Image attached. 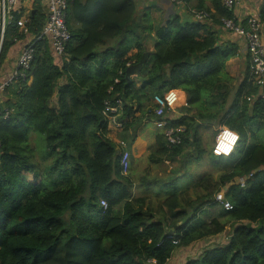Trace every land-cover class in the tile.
<instances>
[{
  "label": "trees",
  "instance_id": "16d2710c",
  "mask_svg": "<svg viewBox=\"0 0 264 264\" xmlns=\"http://www.w3.org/2000/svg\"><path fill=\"white\" fill-rule=\"evenodd\" d=\"M66 1L70 40L60 64L46 39L34 41L29 69L0 99V264H166L176 249L226 229L225 245L186 264H264V98L249 67L230 97L225 66L239 48L219 44L214 27L233 20L232 9L210 0L211 13L200 0L194 12H206L204 20L172 15L153 30L146 0ZM258 18L264 23V1ZM45 20L37 1L28 33L38 35ZM233 22L247 30V22ZM22 35L9 27L0 65ZM147 35L152 53L141 47ZM171 90L186 95L181 117L165 127L182 128L181 143L170 146L158 135L149 156L167 173L137 172L132 163L123 173V148L108 137L104 103L121 102L116 119L136 136L141 119L134 113L151 115L149 97ZM207 123L238 135L231 154L203 146L199 129ZM31 131L41 139L29 138ZM205 155L216 177L182 182L180 174L190 178ZM135 186L145 197L132 196ZM218 193L230 210L215 201Z\"/></svg>",
  "mask_w": 264,
  "mask_h": 264
},
{
  "label": "crops",
  "instance_id": "0c3cea01",
  "mask_svg": "<svg viewBox=\"0 0 264 264\" xmlns=\"http://www.w3.org/2000/svg\"><path fill=\"white\" fill-rule=\"evenodd\" d=\"M33 1H34L33 5H29L30 0H27L25 2V6L27 8H30L32 11L34 10V7L37 5V1L39 3V0H33ZM162 1L164 7L162 5ZM203 1H204V8H208L209 11L213 13L210 0H203ZM263 1L264 0H242L237 5H235L232 10L233 20H235V22H237L238 24H242V22L243 23L247 22V20L250 19L251 17L257 16ZM199 2L200 0H192L188 5H185V4H174L168 0H146L142 6L143 8H147L149 10L150 18L152 20L153 30H155L159 26H162L165 20L172 15H178L185 20L193 21L194 20L193 16L196 13L194 11L196 10V7L199 5ZM39 6H41L40 3ZM214 30L218 36L219 44L229 42L235 44L239 48L238 55L233 58H230L225 66L226 75L233 80V89L230 95L231 97L234 94L237 86L243 79L247 68L250 66V58L247 51L246 40L243 35L230 32L224 29L223 27L216 26L214 27ZM22 34H23L22 36H24V39L18 41L14 46H12L9 49L4 61L0 65V77H1L0 86L3 84V81L6 78L10 77L14 73L17 65V60L22 48L25 46L27 42H29L32 39L29 33L27 34L22 33ZM151 35H153V33ZM151 35H147L145 36V38L140 39L141 47L144 52L152 53L154 51L153 50L154 39L151 38ZM260 38L262 40V46L264 48V23H261ZM135 53L136 50L132 49L130 50L129 55H133ZM54 62L57 65H59L61 59H59L58 56H54ZM133 79L136 82V88H139L140 81L136 78ZM2 93L3 92H0V98L3 95ZM154 95L149 97L150 103L153 105H155L153 102ZM164 98L168 103V108L167 111L164 113V115L161 116L160 118L154 116V112H153L154 110L152 111L153 113L151 115H147V114L142 115V113H145L146 110H144L143 112L136 111L134 113V117L141 119L140 125L137 129L136 136H134L135 135L134 127L127 131H124L122 130V128L118 127L116 125V122L117 123L119 122L117 121L116 118L108 122L107 130H108L109 139L112 140L117 145L120 142H124L125 147L121 149V147H119L118 145V148L121 149V152L125 151L128 154L129 166L132 163L134 169H137V172L148 168H153L152 171L154 172L155 169V173H158V175H161L164 169H165V174L167 173L168 168L163 166L161 163L160 164L162 166L160 165L151 166V163L149 162V156H151L153 153L154 154L156 153L157 148H156L155 139L158 135L164 134V129H165L164 127H166V125L170 121L177 120L181 117L179 109L185 106L186 95L181 90H171L168 91V93L164 94ZM119 103L121 104L120 101ZM148 104L149 102H144V105H148ZM134 111H135V107H134ZM147 124H150L154 128L155 131L154 135L149 134ZM201 129L202 126L199 129L200 134H201ZM203 146L205 147V145ZM210 150L211 153L215 155L212 151V145ZM167 158L168 157L164 158L163 160ZM142 162L145 163L144 167L141 166ZM169 164L172 167L174 166V163L171 164L170 162H168V165ZM190 175H191L190 177L191 180L198 178L200 174H198L195 170H193L190 171ZM136 187L137 186H135V188L132 190V196L135 198L144 196V194H142L140 189H137ZM206 213H208L210 216H216V210L213 207H206ZM204 215L206 216L207 214ZM225 231H227L226 236L224 237L222 236L223 241H221V243H219L217 246L225 245L231 233V230L226 229ZM223 233L194 242L187 247H180L176 249L170 256L166 264H186L189 260L196 259L205 249H208L209 246L214 247V244L211 243L215 242V240H217V238L220 237V235H222Z\"/></svg>",
  "mask_w": 264,
  "mask_h": 264
},
{
  "label": "built area",
  "instance_id": "2783aa9c",
  "mask_svg": "<svg viewBox=\"0 0 264 264\" xmlns=\"http://www.w3.org/2000/svg\"><path fill=\"white\" fill-rule=\"evenodd\" d=\"M27 0H0V49L4 42L5 36L9 31V27L13 26L18 29L20 33L27 34V24L32 10L25 6ZM242 0H224V6L228 9H232ZM41 7L46 15L45 23L42 26L40 33L36 36H31V40L25 44L22 48L17 60V65L13 76L10 81L3 83L0 86V92H3L4 88L18 76L24 77V72L29 69L30 63L33 58V44L34 41L46 39L49 43L53 56L64 55V49L66 44L70 40V34L66 26V11L68 3L66 0H39ZM34 1L30 0L29 5H33ZM208 14L206 12H198L194 15L195 20H204ZM223 28L234 32L239 35H243L246 40V46L248 55L250 58V73L254 78V82L262 91V97L264 98V48L262 46V40L260 38L261 23L257 16L251 17L247 21V30L236 25L233 20H223ZM168 93V92H167ZM1 99V98H0ZM155 104L154 115L160 118L167 111L168 103L164 98V95H155L153 97ZM121 104L119 101L116 105H112L109 102L104 103V115L108 119V122L116 118ZM6 116V115H5ZM116 125H121L116 122ZM180 133L182 128L165 129L164 138L168 145L178 146L181 143ZM214 138L212 151L217 156H228L232 153L236 146L238 136L235 132L226 128L220 129ZM122 148L125 147L124 142L119 143ZM120 166L123 172H126L129 168L128 154L123 151L120 157ZM241 186H244V179H239ZM215 201L225 210H230L231 205L224 201L223 195L220 193L214 196ZM100 205L106 208L104 200L100 201Z\"/></svg>",
  "mask_w": 264,
  "mask_h": 264
},
{
  "label": "rangeland",
  "instance_id": "374dc122",
  "mask_svg": "<svg viewBox=\"0 0 264 264\" xmlns=\"http://www.w3.org/2000/svg\"><path fill=\"white\" fill-rule=\"evenodd\" d=\"M162 5L164 7L163 1H162ZM12 76L13 75H11L10 77L6 78L3 81V83L8 82V80L10 81V78ZM147 126H148V130H149L148 131L149 134L154 135V133H155L154 128L150 124H147ZM217 128H218L217 126L210 125V123H207L206 128L202 127V129H201L202 144L205 145V147L208 146L209 148H211V145L213 144L214 138L216 137L215 134H216ZM31 136H33V137L36 136L37 138L41 139V137H38L37 134H35V132H33V131L30 132L29 138ZM33 137H31V139ZM30 145L33 146V147H36V145H37L36 141L31 140L30 141ZM204 157L205 158L203 159L202 163L199 164L198 167H196V169H194V170L198 174L202 175L203 177H208V176H211L212 178L216 177V175H217V174H215L216 170L214 169V165L210 164L209 156L205 155ZM35 160L37 161L39 159H37V157H35ZM166 164L168 165V162H166ZM141 166L144 167L145 163L142 162ZM180 178H181L182 182H184L186 184H188L190 182L189 176H183L182 173L180 174ZM226 234H227V231H225L222 235H220V237H218L217 240H215V242H213L211 244H214V246H217L219 243H221V241H223L222 236L224 237V236H226Z\"/></svg>",
  "mask_w": 264,
  "mask_h": 264
},
{
  "label": "clouds",
  "instance_id": "9594fccd",
  "mask_svg": "<svg viewBox=\"0 0 264 264\" xmlns=\"http://www.w3.org/2000/svg\"><path fill=\"white\" fill-rule=\"evenodd\" d=\"M233 8H234V7H233ZM233 8H232V10H233ZM202 12H203V11H202ZM196 13H198V12H196ZM196 13H195V14H196ZM257 17H258V15H257ZM258 19H259V18H258ZM248 20H249V19H248ZM248 20H247V21H248ZM259 21H260V20H259ZM260 23H261V22H260ZM238 26H240V25H238ZM240 27H242V26H240ZM242 28H243V27H242ZM243 29H244V28H243ZM244 30H245V29H244ZM156 95H159V94H156ZM163 95H164V94H163ZM154 96H155V95H154ZM154 96H153V97H154ZM120 108H121V107H119V110H120ZM154 110H155V109H154ZM116 116H117V114H116ZM154 116H155V115H154ZM155 117H156V116H155ZM119 124H120V123H119ZM120 125H121V124H120ZM120 127H121V126H120ZM164 128H165V127H164ZM166 129H167V128H166ZM164 131H165V129H164ZM163 135H164V134H163ZM215 135H216V134H215ZM236 135H237V134H236ZM237 136H238V135H237ZM165 141H166V140H165ZM166 143H167V142H166ZM236 143H237V142H236ZM118 145H119V147H121L120 144H118ZM212 145H213V144H212ZM121 148H122V147H121ZM121 154H122V153H121ZM216 156H217V155H216ZM128 170H129V168H128ZM128 170H127V171H128ZM122 171H123V170H122ZM127 171H126V172H127ZM126 172H123V173H126Z\"/></svg>",
  "mask_w": 264,
  "mask_h": 264
},
{
  "label": "water",
  "instance_id": "95a60500",
  "mask_svg": "<svg viewBox=\"0 0 264 264\" xmlns=\"http://www.w3.org/2000/svg\"><path fill=\"white\" fill-rule=\"evenodd\" d=\"M126 77H127V78L129 77V73L126 74Z\"/></svg>",
  "mask_w": 264,
  "mask_h": 264
}]
</instances>
